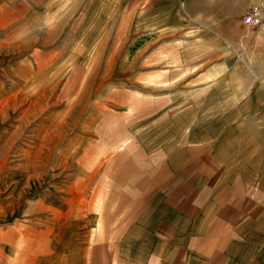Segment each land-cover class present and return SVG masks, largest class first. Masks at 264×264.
<instances>
[{
  "label": "crops",
  "instance_id": "crops-1",
  "mask_svg": "<svg viewBox=\"0 0 264 264\" xmlns=\"http://www.w3.org/2000/svg\"><path fill=\"white\" fill-rule=\"evenodd\" d=\"M236 1H140L153 4L139 21L144 86L128 93L125 134L105 141L124 140L105 172L97 123L76 121L94 138L58 162L75 169L66 185L51 161L19 171L3 150L18 139L0 138V264H264V30L248 44L240 13L228 17ZM34 17L32 0L0 16V133L21 130L34 109L20 106L49 75Z\"/></svg>",
  "mask_w": 264,
  "mask_h": 264
},
{
  "label": "rangeland",
  "instance_id": "rangeland-1",
  "mask_svg": "<svg viewBox=\"0 0 264 264\" xmlns=\"http://www.w3.org/2000/svg\"><path fill=\"white\" fill-rule=\"evenodd\" d=\"M32 1L35 8V37L36 40L44 38L50 41L49 57L52 63L49 75L44 74V81L35 85V98L24 101L20 106V112L31 107L34 109L33 114H29L24 120L20 131L13 134L0 133V138L9 136L10 139H18L14 147H5L3 150L12 161L19 162V171H36L39 167L42 168V162L51 161L50 170L48 165L47 170L45 169L51 175L55 174L52 175L55 178H51V182L66 185L75 169L72 168L73 164L65 168L62 165L59 169L58 162L69 160L72 153L81 151L78 146L84 141L87 143L86 149L89 150L88 143L91 138L99 137L98 140H102L101 146L96 148L97 174L105 172L110 158L124 152V140L118 141L115 148H106L104 144L110 139V134H125L124 125L130 124V117L123 109L128 106L126 102L129 99L130 103H137L128 93L144 86L139 70L140 65L146 66V63L144 59L143 62L140 59L149 53L144 50L147 40L142 37L139 21L145 17L144 9L141 10L143 6L150 7L153 4L142 5L141 0ZM250 1L252 0L228 3L227 11L228 17L240 13L242 24L238 29H242L244 35L251 32L244 39L249 40V45H255L256 38L264 30V24L260 28L247 26L244 17L255 6L261 7L264 12V3L250 5ZM15 2L16 0H0V16L6 6L12 11ZM232 23V18H228V30L233 27ZM1 29L2 27L0 31ZM1 35L2 32L0 37ZM141 39L143 46L138 48ZM193 39L195 40L194 37ZM148 41L154 45L156 39L148 37ZM261 42H264V36ZM190 54L193 58L195 53ZM153 60L149 59L147 65H151ZM8 84L7 82L6 86ZM81 109L83 113L80 117ZM120 118L124 122L119 121ZM77 120L86 121L87 125L97 123V132L92 133L94 137L90 132H84V139L79 137L77 129L74 128ZM44 141L50 145L44 147Z\"/></svg>",
  "mask_w": 264,
  "mask_h": 264
},
{
  "label": "built area",
  "instance_id": "built-area-1",
  "mask_svg": "<svg viewBox=\"0 0 264 264\" xmlns=\"http://www.w3.org/2000/svg\"><path fill=\"white\" fill-rule=\"evenodd\" d=\"M244 23L247 26L260 28L264 24V12L261 7L255 6L247 16L244 17Z\"/></svg>",
  "mask_w": 264,
  "mask_h": 264
}]
</instances>
